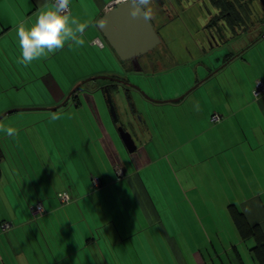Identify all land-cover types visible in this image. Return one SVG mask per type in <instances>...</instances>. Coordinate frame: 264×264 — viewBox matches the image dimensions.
<instances>
[{"label":"crops","instance_id":"0c3cea01","mask_svg":"<svg viewBox=\"0 0 264 264\" xmlns=\"http://www.w3.org/2000/svg\"><path fill=\"white\" fill-rule=\"evenodd\" d=\"M113 1L71 0L68 11L78 24L85 27L82 33L75 31L77 25L70 27L75 40H83V45L76 44L70 38L63 48L50 53L46 59L33 61L25 66L19 62L17 30L21 25L33 23L39 12L54 0H0V116H4L0 119V126L15 130L11 136L0 131V209L12 211L19 208L32 212L34 206L40 204L44 210L43 216L38 219L29 218L17 224L14 219H0V224H15L12 232L14 236H11L13 239H16V234L23 227L25 233L36 235L34 237L37 239L39 235L36 227L40 226L49 228L46 229L49 231L61 228L67 234L79 222L75 206L79 205L81 212H93V219L94 212L98 216L103 213L108 219L104 217L99 219L100 222L113 223L114 228L110 229L108 235H114L111 239L108 237L112 248L108 247V250L106 246H102L95 230H92L93 225L86 224L84 228V244L85 241L88 243L86 248L94 245V233L98 237V251L92 257L97 254L99 260L105 261L108 259V251L112 253L115 261H102L103 264H262L257 255V240L253 236L243 238L232 219L236 213L241 214L250 227L259 228L264 238V94L257 98L253 94L257 80L264 84V62L257 61L258 56L264 54V38H260L264 32V0H224L227 4L239 2L238 5L241 6L237 13L242 22L234 29L231 28V23H227L231 20L229 15L232 11L223 16L225 19H217L220 13L225 14L216 5L217 0H150L145 10L152 9L155 19H159L160 48L166 52L164 56L174 62H153L148 68L142 67L143 73H134L129 64L122 63L96 27L97 20L107 12L108 4ZM219 31L225 38L221 41L224 45L220 42ZM95 39L104 42V47L93 45ZM225 52L229 55L228 58L231 57L227 62L221 61ZM255 58L257 62H254ZM73 62H76L75 67ZM99 66L105 67L106 71L98 68ZM89 67L93 69L90 75L86 72ZM113 74L125 77L154 101L131 88L129 91L118 86L113 89L115 83L98 79L95 84L81 86L67 103L57 108L84 78L98 77L95 75L111 77ZM174 75L176 86L165 95L154 91L150 84V80L158 76L160 84H163ZM195 84L198 86L184 99L177 103L167 102L181 98ZM106 87L114 90L122 117V108L128 112L127 105L123 106L117 100L123 91L127 93L131 114H140V123L135 121L140 125L133 126L134 130H128L136 145L134 152H129L115 133L116 125L103 92ZM204 88L206 89L202 91ZM161 101L167 103H159ZM107 111L111 120L108 119ZM157 111L161 112V116L157 115ZM102 113L108 119L105 120L107 125L104 124ZM172 114L177 119L178 139L189 137L184 145L198 147L192 153L188 151L190 156L186 162L198 167L203 159H207V167L203 165L208 178L224 179L221 188L217 190L206 185L204 188H197L203 201L193 204L194 214L189 216L188 221H159L150 218L153 207L146 198V186L141 184L143 179L139 176L153 163L152 157L157 156V148H164L160 124L156 118L163 117L162 126ZM214 114H219L220 120L212 123L210 118ZM69 115H74L69 122L78 117L82 119L81 124H75L85 133L81 141L64 138L60 141L55 139L51 144L40 137L38 125L42 123L52 124L54 135L56 129L57 136L59 131L66 133L65 124H68ZM128 117L130 118L129 112ZM55 118H61L64 126L53 125L56 123ZM129 121L133 123L132 120ZM69 129L71 133V127ZM26 130L27 133H30L28 130L34 133V139L26 138ZM9 141L13 147L17 143L23 149H33L30 159L33 166L30 165L29 168L25 165L28 158L23 161L18 153L20 159L15 162L21 163L23 172H17V175L9 168L11 161L6 147L9 146ZM202 141L203 150L200 149ZM73 144H77L74 149ZM83 153L88 160L93 155L102 162H111L112 168L119 164L123 177L117 176L116 179L114 174L110 176L95 170L100 186L93 188L88 181L89 171L83 170L87 166L82 168V164L76 162L82 158ZM60 162L62 168H57ZM34 164L40 165L38 167ZM9 180L19 181L18 192H8L12 188ZM22 180H29V188L21 187ZM48 182L53 185L52 190ZM59 192H65L69 196L68 204L59 203L56 199ZM213 196L225 197L217 203ZM137 201L147 219H129L131 215L135 216L131 209L136 208ZM59 204L64 205L65 212L54 213L59 218L56 220L50 215L60 210ZM120 211L118 226L115 219ZM125 217L127 219L124 220ZM136 222L141 223L143 233L138 234L136 231ZM158 222L160 225L157 226V232L148 229ZM98 225L99 223L95 228ZM27 227L31 230H27ZM7 232L8 230L0 227V264H39L37 259L40 256L30 246L35 239L26 236L29 252H22L17 257V260H23L21 263L14 262V247L9 249V239H4ZM65 238L70 245L73 244L71 234ZM157 239L161 246L154 248V240ZM19 244H23L20 239L16 241V245ZM77 252L58 257L66 260ZM57 255L48 252L44 257L45 260L52 258L53 262L58 258ZM85 258H89L88 253Z\"/></svg>","mask_w":264,"mask_h":264},{"label":"rangeland","instance_id":"374dc122","mask_svg":"<svg viewBox=\"0 0 264 264\" xmlns=\"http://www.w3.org/2000/svg\"><path fill=\"white\" fill-rule=\"evenodd\" d=\"M154 25H155V29L159 30V25L157 23H155ZM228 53H230V52H228ZM255 55L258 56L259 54L255 51ZM257 61L260 63L264 62V54H263V56H261V55L258 56ZM257 61L255 58L254 62H257ZM73 64L75 67L76 62H73ZM98 68L103 69V70L106 69L105 67L103 68V66H102V68H101V66H99ZM75 71H76V69H75ZM86 72L88 73V75H90V73L93 72L92 67L87 68ZM95 76H100V75H95ZM91 77H94V76L86 77L83 80H86V79L91 78ZM159 78L160 77L158 76L154 79H151L150 84L152 85V88L154 89V91H157L158 93L160 92V94L165 95L167 92H171L174 89L173 87L176 86V79H175L176 76L175 75L172 79H170V78L166 79L163 84H160ZM95 81H90L89 83L95 84L96 83ZM207 86H209V85H207ZM206 88H208V87H206ZM206 88H204L202 91H204ZM120 95H122V96L117 99L118 102H120L123 106L127 105L128 112L130 114V118H129L128 112H126L125 108L124 109L122 108L123 117L128 118V120H133V121H137L140 123V121H141V117L139 116L140 114L139 115L138 114L131 115L132 109L129 107L128 97H126L125 91H123V93ZM120 95H118V96H120ZM152 100H154V99H152ZM157 113H158L157 114L158 116H161L160 115L161 112L157 111ZM107 115H108V119L111 120L108 111H107ZM102 117H103L102 119L104 121V124L107 125V123H105V120H108V119L105 116H103V113H102ZM71 118H74V115L67 116L68 124H65V126H67V132L64 133V132L59 131L58 136H57V129H56V132L54 135V130L52 129V124H48V123L46 125H44V123L39 124L38 125L39 126L38 131H39L40 137L42 139L45 138V140H48L51 144L55 141V139L60 141L61 139L63 140L64 138H65L64 140L71 138V139H74V141L76 139L81 141V139L84 138L85 133L78 129L79 125L76 126L75 124L76 123L81 124L82 119L80 117H78V119L71 120L69 122V120ZM162 118L157 117L156 120L160 124L159 129L161 131L160 134L163 136L162 143L164 145V148L163 147L157 148V150H156L157 156L152 157L153 163L149 164L150 167L148 166L147 170L145 171V169H144V171H142L139 175L140 177H142L143 181H141L139 176H138V179L142 182L141 183L142 185L146 186V189L144 188L145 186L143 187L144 191L146 192L145 193L146 198L148 199V201L151 202V205L153 207V210H152L153 214L152 215L150 214V218L159 219V221L160 220H164V221L171 220L172 221V219L173 220L183 219V221L184 220L188 221L189 216H191V214H194V212L192 210L193 206L203 201V196L201 194L200 195L198 194L197 188L199 186L204 188L206 185V187H211L212 190L213 189L217 190V188H221L222 183H224V179L219 178V177L213 178V179L208 178V173H205L204 165H203V164H205V167H207V165L209 163V161L207 159H205V160L203 159L201 164L198 167L194 166L192 163L186 162L187 160L189 161L188 157L190 156V155H188V151H191V153H192L193 150H197L198 147H192L190 144L184 145L187 142L189 137L188 138L184 137V140L178 139V137L176 136L177 126H178L176 115H173V114L169 115L167 117V120L161 126V123L164 120V119L162 120ZM55 121L57 124L55 123L53 125L64 126L63 123H61V118H58L57 120L55 118ZM70 127L72 129L71 133L69 131ZM41 128H43L42 131H41ZM27 129H29V128H27ZM28 131H30V133H27V130L25 131L26 138H30V140L34 139V138H32L34 133L31 130H28ZM115 133L118 134V132H115ZM21 134H23V132ZM68 134H69V136H68ZM65 135H66V137H65ZM17 137L18 136H16V138ZM14 140H16V139H14ZM57 144H58V142H57ZM15 146L16 147L11 146L10 141H9V146L6 145V147L8 149L9 160L11 161V164H10L11 167H9V168H11L14 171V174L17 175V172H20V171L23 172V169L21 168V163L15 162V160L20 159L18 157L19 156L18 153L20 154L22 160L23 159L27 160V158H28V162H32V160H30V159L32 158V155H33V149L31 150V148H28V147L23 149L17 143ZM76 146H77V144H73L72 149H74ZM48 148H49V143L47 142V149ZM203 148H204V146H203V141H202V146L200 149L203 150ZM166 155L168 156L167 158H166ZM56 156H59V155L56 154ZM180 156H182V157L184 156V157L180 158ZM81 157L82 158H79L76 162L80 163V165L82 164V168L84 167V165L87 166V168H85V169L83 168V170L89 171V175H87V176H88V181H90V183H92V181H93L92 179H97L96 176H98V175L95 172V170L100 171L101 173H104V174L108 173V174H110V176H111V174H114L113 176L116 179H117V176L119 178L123 177V170L119 164H115L114 168H112L111 162H108V161L102 162V161H100V159L97 156H93V155L89 156V160L91 162L88 160V157H86L85 153H83V155ZM35 158H38V157L35 155ZM28 162L25 161V165L28 168L30 167V165L33 166V162L31 164H29ZM35 165L39 167L40 164L39 165L34 164V166ZM78 166L79 165H77L76 167H78ZM56 167L62 168V162L57 164ZM79 168H80V166H79ZM80 172L84 173L83 171H80ZM9 182H11L10 184H11L12 188L9 189L8 192L10 194H11V192H15V191L18 192L17 189H19V188H18L17 184L19 183V181L18 180H14V181L9 180ZM20 183L22 185L21 187H23L25 189L29 188V180L28 181L22 180ZM59 183H61V180H59ZM64 183H66V181ZM48 184L51 186V190H52L53 185H51V183H49V182H48ZM94 184H96V183H94ZM94 184H93V188H98L100 186L99 183L96 185H94ZM2 186H3V184H2ZM62 187L64 188V186H62ZM30 189L33 190V187H31ZM11 190H13V191H11ZM148 190H149L150 194L147 195ZM192 191H193V193H192ZM57 195L58 194H56V199L58 200ZM213 197L216 199V201H214V202L220 203L225 196H213ZM59 203H61V202L59 201ZM75 206L78 209L79 215L78 214L77 215L75 214V215H76V218L79 222L77 225H74L72 227L70 232L68 230V233L65 234L61 228H58V231H55L52 229L49 231V230H46L49 228L45 229L43 226H40V227H36V229L38 230V235H39L38 239L36 237H34L36 235H33L31 233H25L23 231L24 227L21 228L19 233L16 234V236H17L16 239L11 238V236H14V234L12 232L15 229V224L19 223V221H22V220L26 221V219L29 220V218L32 220L38 219V218H34L32 216V212L23 211V210H20L19 208H16L15 210H12V211H10V210L5 211L4 209H0V219H5V221H9V220L14 219L16 221V222H14L15 223L14 225L12 224L13 226L11 225V223H9V224L7 223L9 225V229H8V232L6 234H4V235H6V236H4V239H9V242H10L9 249L11 246L14 247L13 251H15V253H16V254H14V253L12 254V258L15 259L14 262L21 263L23 260L22 259L17 260V257L19 255H21L22 252L28 254L30 246L32 247V249H35V253L38 256H40V259H37L39 261V264H45V262H46V264L47 263L48 264H85V263H87V264H103V262H114L115 260L113 259V257H112L113 255L110 251H108L109 252L108 259L106 258L105 261L102 259L99 260L97 254H95L96 257H92L94 255L95 251H98V246H97V238L98 237L101 239L102 246H106L107 250L109 248L110 249L112 248V245L108 239V237H110V236H108V235H110V229L114 228L113 223L107 224V223H109V221L100 222L99 219H103L104 217L106 219H108V217L103 215V213L101 216H98L97 213L94 212V219H93V212L92 213L86 212V211L81 212V210H79V205H75ZM63 207H64V205L59 204L58 208H60V210L58 209V211L52 212L50 216H53L56 218V220H59V218L56 215H54V213L56 214V213L60 212L61 214H63V212H65ZM131 212H132V214L135 213V216L131 215V217H129V219L131 218V220L147 219V217H146L145 213L143 212V209L140 206V204L138 203V201H137L136 208L131 209ZM28 213H29V215H28ZM24 214H25V216H24ZM120 216H121V211L118 214L119 218L117 217L115 219L116 220L115 224L116 225L118 224V226H120ZM85 219H87L86 222H85ZM125 219H127V218L125 217L124 220ZM73 221H75V220H73ZM81 221H83V224L81 223ZM97 223H99L98 228H95V225ZM5 224H6L5 222L0 224L1 229H3L2 226ZM30 224H32V223L30 222ZM86 224L93 225L94 227L92 228V230L94 229L95 232L98 234V237H97V234L94 233L95 234V237H94L95 241L93 242L94 245H92L90 243L91 245H89L88 248H86V245H88L87 241H85V244H84V239H85L84 237L86 236V232H85L84 228H86ZM135 225H137L135 227V229H136V231L139 232L138 234L143 233L142 229H141V223L136 222ZM158 225H160L159 222L156 224H153L152 227H148V229H151L153 232H157L158 231V227H157ZM118 226H116V228ZM121 229H122V227H121ZM27 230H31V229L29 227H27ZM118 231H119V228H118ZM55 232H57V233H55ZM7 234H9V235H7ZM68 234H71V236H72L73 244H71V245L68 242V239L65 238ZM25 236L26 237H32L33 238L32 240L35 239L34 241H32L33 243L30 246L28 245V242H27V239L25 238ZM113 236H111L110 239L113 238ZM18 239H20V241L23 244H19V246L16 245V241ZM45 239H46V241H45ZM157 241H159V240L158 239L154 240V244H153L154 248L156 246L160 245V243ZM56 243H57V245H56ZM65 244H67V246ZM60 245H62V247H60ZM126 246H129V244H127ZM122 247H124V246L122 245ZM48 252L58 254L57 257L61 256L62 254H65V253H69V252H71V253L77 252V254L75 253L72 257H69L66 260L60 259L58 257L57 259H54V261L52 262V258L50 260L48 258H47L48 260L47 259L45 260L44 256H47ZM90 252H92V253H90ZM87 253L89 254V258L86 259L85 256ZM31 262H32V260H31Z\"/></svg>","mask_w":264,"mask_h":264},{"label":"water","instance_id":"95a60500","mask_svg":"<svg viewBox=\"0 0 264 264\" xmlns=\"http://www.w3.org/2000/svg\"><path fill=\"white\" fill-rule=\"evenodd\" d=\"M129 4L130 1H127L118 4L112 9H109L97 20L96 27L100 32L102 39L106 42L109 48L112 49V51L115 53L117 58L122 63H129L133 69V72L141 73L142 68L138 60L142 58L144 55L153 52L160 45L161 40L157 32L155 31L152 23L148 19L145 11L142 16L133 17L130 14ZM260 38H264V32L262 33ZM98 79L107 80L109 82L124 87L127 86L128 88H131L139 92L143 97L151 101H154L151 98H149L144 92H142V90L139 87L131 83L125 82L120 78H116L112 76L111 77L98 76V77L88 78L83 82H81L80 84H78L68 94L65 101L57 108H60L65 103H67L69 99L72 97V95H74L81 86L89 83L90 81H95ZM197 86L198 84H195L193 88H190L188 92H186L181 96V98L168 100L167 102L168 103L179 102L180 100L184 99V97H186V95H188L190 91H192V89H195ZM105 95H106L105 100L108 104L109 112L112 116L114 123H117L116 130L118 132L120 140L123 142L124 146L129 152H134L136 150V145L134 143L132 135L129 133L128 130H125L122 126H120V124H118V116H117L118 110H116V103L114 104V99H115L114 94H110L109 92L106 91ZM162 102H166V101H161L159 103ZM135 109L136 108H134V110ZM2 117L4 116H0V119ZM126 120L129 121L126 117L122 118V121H126Z\"/></svg>","mask_w":264,"mask_h":264},{"label":"clouds","instance_id":"9594fccd","mask_svg":"<svg viewBox=\"0 0 264 264\" xmlns=\"http://www.w3.org/2000/svg\"><path fill=\"white\" fill-rule=\"evenodd\" d=\"M150 0H130V14L133 17L142 16ZM71 0H54L35 17L30 25H21L17 30L19 46V62L25 66L33 61L46 59L48 55L64 47L67 40L83 45V40H75L74 32L70 25H77L75 31L82 33L84 25L72 18L68 11ZM0 131L11 136L15 130L11 127L0 126Z\"/></svg>","mask_w":264,"mask_h":264},{"label":"flooded vegetation","instance_id":"af4514ba","mask_svg":"<svg viewBox=\"0 0 264 264\" xmlns=\"http://www.w3.org/2000/svg\"><path fill=\"white\" fill-rule=\"evenodd\" d=\"M146 12V15H147V17H148V19L150 20V22L152 23V25H153V27H154V29H155V23H159L158 21H159V19H155V14L152 12V9H150V10H148L147 11V9L145 10ZM164 12V11H163ZM227 13H225V14H221L220 16H217V18H218V20L220 19V18H222L224 15H226ZM224 18V17H223ZM225 19V18H224ZM226 21V20H225ZM224 21V22H225ZM158 29H155V31L157 32V34H158V36H159V31H157ZM219 36H220V42L222 41V40H224L225 38H224V36H223V34L219 31ZM159 38H160V36H159ZM222 43V45H224L225 43H223V42H221ZM162 45H161V43H160V45L153 51V52H150L149 54H147V55H144L142 58H140L139 60H138V62L140 63V66H141V68L143 67V68H148V66H151V64L153 63V62H174V60H172V59H170V58H166L164 55H165V53H164V51H162V48H160ZM228 54L225 52V54L224 55H222L221 56V61H223V62H227L228 61ZM210 60L208 59V61L207 62H209ZM125 64H129V63H125ZM158 64V63H157ZM130 65V64H129ZM130 68H131V70L133 71V69H132V67H131V65H130ZM143 68H142V72L141 73H143ZM147 70V69H146ZM135 73V72H134ZM112 77H116V78H120V79H122V80H124L125 82H128V80L125 78V77H123V76H121V75H112ZM129 83V82H128ZM114 84V83H113ZM112 84V85H113ZM117 86L118 87H121L123 90H125V91H129L128 89V87L127 86H120V85H117V84H115V88H113V89H116L117 88ZM127 88V89H126ZM113 89H111L110 90V88L108 87H106V89L104 88V90H103V92H104V94H106V91L107 92H109L110 94H114V90ZM121 89V90H122ZM113 90V91H112ZM126 93V92H125ZM126 96H127V93H126ZM128 97V96H127ZM115 98V97H114ZM105 99H106V95H105ZM116 103V110H118V112H117V116H118V124H120V126H122L125 130H134L133 129V126L134 127H137V126H139L140 124H138L137 122H135V121H132L133 123H130L129 121H122V115H120V113H119V106H118V104H117V102H116V99H114V104ZM121 117V118H120ZM115 125L117 126V123H115Z\"/></svg>","mask_w":264,"mask_h":264},{"label":"trees","instance_id":"16d2710c","mask_svg":"<svg viewBox=\"0 0 264 264\" xmlns=\"http://www.w3.org/2000/svg\"><path fill=\"white\" fill-rule=\"evenodd\" d=\"M239 3V2H238ZM238 3H230L227 4L224 2V0H217L216 5L225 13L231 12L229 16H231L230 22L227 21V23H231V28L234 29L233 27L240 25L239 23L242 22L240 16L237 13V9H240V5ZM145 11V9H144ZM146 12V11H145ZM221 12V11H220ZM222 13H220L221 15ZM218 19V18H217ZM216 19V20H217ZM240 20V21H239ZM259 38V36H258ZM233 56V55H232ZM231 57L228 58V60ZM234 223L236 227L239 229L240 234L242 235L243 238L253 236L257 240V250H258V257L261 261L262 264H264V238L262 236L261 231H259L258 227H250L245 219H243V216L239 213H236L235 216H233Z\"/></svg>","mask_w":264,"mask_h":264},{"label":"built area","instance_id":"2783aa9c","mask_svg":"<svg viewBox=\"0 0 264 264\" xmlns=\"http://www.w3.org/2000/svg\"><path fill=\"white\" fill-rule=\"evenodd\" d=\"M127 1H130V0H114L113 2H111L110 4H108L107 6V10L108 11L109 9H112L114 8L115 6H117L118 4L120 3H123V2H127ZM93 45H96L98 46L99 48H103L104 47V42H102L100 39H95L93 42H92ZM264 84L262 83L261 80H257L256 83H255V86H254V97H259L260 95L264 94ZM211 122L212 123H215V122H218L220 120V115L219 114H214L211 116ZM92 185L94 183L98 184V180L97 179H92ZM95 180V181H94ZM94 182V183H93ZM94 184V185H96ZM58 200L62 203V204H66L69 202V196L65 193V192H61V193H58ZM44 214V210H43V207L40 205V204H37L34 206V208L32 209V216L34 218H39L41 216H43ZM4 230H8L9 229V225L8 224H5L2 226Z\"/></svg>","mask_w":264,"mask_h":264}]
</instances>
